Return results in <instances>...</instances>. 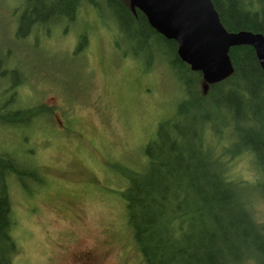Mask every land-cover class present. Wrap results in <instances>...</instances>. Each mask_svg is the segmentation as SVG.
I'll return each mask as SVG.
<instances>
[{
  "label": "trees",
  "instance_id": "trees-1",
  "mask_svg": "<svg viewBox=\"0 0 264 264\" xmlns=\"http://www.w3.org/2000/svg\"><path fill=\"white\" fill-rule=\"evenodd\" d=\"M105 1L120 21L119 30L170 50L157 56L167 62L183 92L174 117L159 124L144 148L146 162L139 170L119 173L126 184L119 193L126 203V234L129 228L134 238L126 240L127 264L141 261L130 256L134 248L146 264H264V221L256 208L257 203L264 207V70L255 49L232 47L234 74L205 91L201 72L179 58L177 43L154 30L143 12L131 8L130 0ZM212 1L229 31L264 34V0H259L260 9L250 8L251 0ZM24 4L26 8L13 15L20 11L18 42L40 36L48 22L82 16L80 0ZM10 53L12 49L0 43V125L42 122L28 139L35 143L44 125L51 124L55 107L38 97L45 89L36 80H44L40 72L29 70L23 61H11ZM134 56L140 61L139 53ZM15 76L21 79L14 81ZM242 156L250 164L249 178L237 170ZM28 158L14 150L0 152V264H17L19 253L13 189L33 197L49 184L36 159L28 163ZM27 179L35 183L33 189Z\"/></svg>",
  "mask_w": 264,
  "mask_h": 264
},
{
  "label": "rangeland",
  "instance_id": "rangeland-1",
  "mask_svg": "<svg viewBox=\"0 0 264 264\" xmlns=\"http://www.w3.org/2000/svg\"><path fill=\"white\" fill-rule=\"evenodd\" d=\"M24 1L0 0V43L12 49L11 61H23L43 76V81L36 79L45 88L39 92L40 101L54 106L61 118L73 115L76 124L64 129L55 123L54 113L35 143L28 139L34 129L39 131L41 121L14 128L0 125V152L17 151L29 157L28 163L36 159L49 182L33 197L19 188L12 191L19 241L15 260L69 264L77 258V249L106 246L108 228L121 243L127 217L119 195L126 184L119 173L139 170L146 162L144 148L159 124L174 117L183 92L167 62L157 56L170 50L119 30L120 21L105 0H80V19L48 22L40 36L18 42L20 11L13 15L31 3L24 6ZM242 157L237 170L249 178L250 164ZM26 182L33 189L35 183ZM256 208L264 221V207L257 203ZM129 254L146 264L135 248ZM109 255L106 264H114V253Z\"/></svg>",
  "mask_w": 264,
  "mask_h": 264
},
{
  "label": "water",
  "instance_id": "water-1",
  "mask_svg": "<svg viewBox=\"0 0 264 264\" xmlns=\"http://www.w3.org/2000/svg\"><path fill=\"white\" fill-rule=\"evenodd\" d=\"M149 25L168 40L177 43L179 58L192 71L201 72L208 86L234 74L229 51L252 46L264 70V35L248 30L229 31L222 23L212 0H130Z\"/></svg>",
  "mask_w": 264,
  "mask_h": 264
},
{
  "label": "flooded vegetation",
  "instance_id": "flooded-vegetation-1",
  "mask_svg": "<svg viewBox=\"0 0 264 264\" xmlns=\"http://www.w3.org/2000/svg\"><path fill=\"white\" fill-rule=\"evenodd\" d=\"M87 64V61H86ZM88 65V64H87ZM55 119L56 123H58L62 128L65 129V127L72 128L76 122V118L71 115L67 116L66 118H61L60 114H57L55 111ZM58 121V122H57ZM39 169V168H38ZM83 212V210H81ZM106 233V240L107 245L104 247H93V246H87L83 249H77L73 253L77 254V258L74 259L73 263L69 264H106L107 260L109 259L110 255L114 253L116 257V261L114 264H127L126 260H129L126 256V240L130 238L126 234V229L124 228V232L122 235V241L119 244V238L116 236L115 232H111V230L108 228V230H105ZM67 239L70 240L71 235H66ZM125 236V239L123 240V237ZM111 244V246L109 245ZM109 255V256H108Z\"/></svg>",
  "mask_w": 264,
  "mask_h": 264
},
{
  "label": "bare ground",
  "instance_id": "bare-ground-1",
  "mask_svg": "<svg viewBox=\"0 0 264 264\" xmlns=\"http://www.w3.org/2000/svg\"><path fill=\"white\" fill-rule=\"evenodd\" d=\"M249 5H250V8H252V9H257V8L260 9L259 7H260L261 3L259 0H251V1H249ZM251 32H253V31H251ZM253 33H261V32H253ZM261 34H263V33H261Z\"/></svg>",
  "mask_w": 264,
  "mask_h": 264
}]
</instances>
